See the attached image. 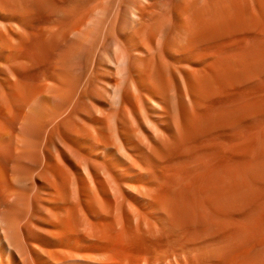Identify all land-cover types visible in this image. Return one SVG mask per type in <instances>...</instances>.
<instances>
[{
    "label": "bare ground",
    "instance_id": "1",
    "mask_svg": "<svg viewBox=\"0 0 264 264\" xmlns=\"http://www.w3.org/2000/svg\"><path fill=\"white\" fill-rule=\"evenodd\" d=\"M0 264H264V0H0Z\"/></svg>",
    "mask_w": 264,
    "mask_h": 264
}]
</instances>
